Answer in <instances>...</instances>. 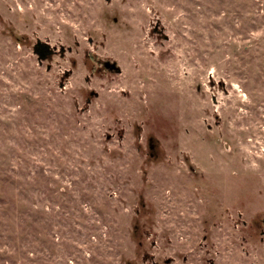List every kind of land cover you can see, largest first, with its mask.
<instances>
[{"label":"rangeland","instance_id":"1","mask_svg":"<svg viewBox=\"0 0 264 264\" xmlns=\"http://www.w3.org/2000/svg\"><path fill=\"white\" fill-rule=\"evenodd\" d=\"M263 220L264 0H0V264H264Z\"/></svg>","mask_w":264,"mask_h":264},{"label":"water","instance_id":"2","mask_svg":"<svg viewBox=\"0 0 264 264\" xmlns=\"http://www.w3.org/2000/svg\"><path fill=\"white\" fill-rule=\"evenodd\" d=\"M34 50L38 54L39 60H40L41 63H42L43 60L47 59L54 52V49L51 47V45L49 43L42 42L40 40L36 44ZM106 65L110 66V63L106 62ZM111 66L116 68V64L115 63L111 64ZM117 70H119L118 67H117ZM263 223H264V220H263Z\"/></svg>","mask_w":264,"mask_h":264}]
</instances>
